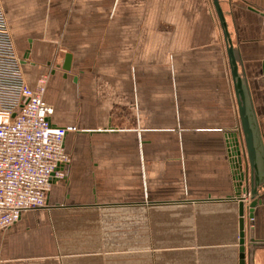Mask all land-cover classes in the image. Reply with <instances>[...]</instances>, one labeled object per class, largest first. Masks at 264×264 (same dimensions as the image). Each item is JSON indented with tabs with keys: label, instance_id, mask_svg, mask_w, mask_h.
Segmentation results:
<instances>
[{
	"label": "crops",
	"instance_id": "obj_1",
	"mask_svg": "<svg viewBox=\"0 0 264 264\" xmlns=\"http://www.w3.org/2000/svg\"><path fill=\"white\" fill-rule=\"evenodd\" d=\"M221 3L264 124V17L244 0ZM27 4L28 22L11 24L15 48L30 87L47 78L52 124L74 128L65 137L71 163L51 180L45 207L0 230V264H240L228 137L240 119L213 0ZM229 112L232 130L223 127ZM181 114L197 116L184 124L196 137L170 138ZM218 126L223 137L212 135ZM73 220L91 226L95 249L69 252ZM246 225L257 239L247 264H264V202Z\"/></svg>",
	"mask_w": 264,
	"mask_h": 264
},
{
	"label": "built area",
	"instance_id": "obj_2",
	"mask_svg": "<svg viewBox=\"0 0 264 264\" xmlns=\"http://www.w3.org/2000/svg\"><path fill=\"white\" fill-rule=\"evenodd\" d=\"M46 82L27 83L0 5V230L45 207L51 180L66 176L60 168L71 163L65 137L74 128L52 124Z\"/></svg>",
	"mask_w": 264,
	"mask_h": 264
},
{
	"label": "water",
	"instance_id": "obj_3",
	"mask_svg": "<svg viewBox=\"0 0 264 264\" xmlns=\"http://www.w3.org/2000/svg\"><path fill=\"white\" fill-rule=\"evenodd\" d=\"M251 11L264 17V8L247 2ZM225 42L231 69L232 81L237 100L240 127L238 132L231 133L235 147L230 150L235 179L237 180V196L240 197V264H247V257L253 254L257 246L254 229L247 236V219H254L255 209L264 202V129L256 107L250 79L243 66L240 48L235 45L229 29L226 13L221 0H213ZM71 55L68 54L64 68L69 69ZM264 74V63H263ZM243 195V196H242ZM246 195L248 199L244 197Z\"/></svg>",
	"mask_w": 264,
	"mask_h": 264
},
{
	"label": "rangeland",
	"instance_id": "obj_4",
	"mask_svg": "<svg viewBox=\"0 0 264 264\" xmlns=\"http://www.w3.org/2000/svg\"><path fill=\"white\" fill-rule=\"evenodd\" d=\"M34 1L36 2L38 8L43 7V5H44L43 1L44 0H33V2ZM0 5L3 7L5 14L8 18L7 20H8L9 28H10L11 34L13 36V31H12L13 27L11 24H12V21L14 19L16 20L19 18L20 22H21V20L23 21V24L28 22L26 17H25V19H23L24 16H26L27 10H28L27 0H0ZM41 14H42V12H41ZM13 39H14V37H13ZM23 46L24 47L26 46L25 42L23 43ZM154 69H155V67H153V66L148 68L149 71L154 70ZM41 77H43V76H41ZM41 77L38 78L36 87H38V84H39ZM147 87H148V96H149V99H148V111H149L148 123H149V125H151V124H155L154 123L155 122L154 114L151 113V111L153 110L154 103H155V94H154L155 83L154 82H148ZM233 114H234V112L228 113V121H227L228 123L223 126L225 128L227 127L229 130L235 129L238 125L236 123V120H234V118H233L234 117ZM167 116L169 118L171 117L170 115H167ZM196 118H197V116L188 115V114H183V115L181 114L179 116V123L181 125L179 127V130L172 132V134H173L172 137H170L168 135V134H170V132L166 131V132H164V134L166 135L165 137H170L173 139H177L179 141L185 140L186 138L196 137L198 135L197 131L190 130L189 127L184 126V124L189 125L190 122L195 121ZM261 122H262V120H261ZM262 125H263V129H264L263 122H262ZM223 127L218 126L217 127L218 130L212 132L213 137H223V133H224ZM186 128H188V129H186ZM68 231H69V234H68L69 252H71V251L75 252L76 251L75 250L76 245H81V246L84 245L85 246L84 249L85 250L88 249L89 251L92 249H95V246H97V244L94 245V243L92 242L91 226L90 227H84L82 225V223L80 225H76L75 220H73L71 222V225L68 226ZM135 247H139V243L133 242V251L135 250ZM133 261L137 262L138 259H135Z\"/></svg>",
	"mask_w": 264,
	"mask_h": 264
},
{
	"label": "bare ground",
	"instance_id": "obj_5",
	"mask_svg": "<svg viewBox=\"0 0 264 264\" xmlns=\"http://www.w3.org/2000/svg\"><path fill=\"white\" fill-rule=\"evenodd\" d=\"M238 130H239V128H237V131H236V132H238ZM228 137H229V139H231V140L234 139V137L231 136V133L229 134ZM232 147L234 148V147H235V144H233V145L231 146V148H232Z\"/></svg>",
	"mask_w": 264,
	"mask_h": 264
}]
</instances>
